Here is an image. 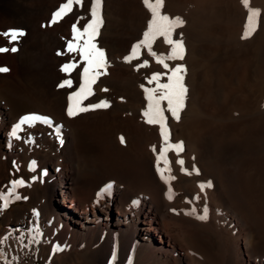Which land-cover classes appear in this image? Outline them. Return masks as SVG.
Listing matches in <instances>:
<instances>
[{
    "label": "bare ground",
    "instance_id": "obj_1",
    "mask_svg": "<svg viewBox=\"0 0 264 264\" xmlns=\"http://www.w3.org/2000/svg\"><path fill=\"white\" fill-rule=\"evenodd\" d=\"M64 2L31 0L26 11L40 23L0 25V47L18 48L0 53V67L10 69L0 73V90L27 97L25 79L35 78L51 106L48 112L19 114L0 94V193L23 179L24 186L15 191L31 205L11 209L16 200L10 198L0 211V264H19L46 248L50 264H76L80 252L97 264H264V0H250L249 7L261 16L248 39H242L249 14L242 0H164L162 14L185 22L173 34L174 39L182 35L184 59L168 63L186 67L188 89L179 120L165 112L171 142L184 145L179 157L167 153L175 177L170 183L157 172L159 126L146 123L142 114L147 100L141 85L155 87L148 79L165 70L146 48L139 59H124L143 39L151 13L143 0H103V25L95 43L105 51L109 67L83 106L102 100L110 106L70 117L68 97L79 88L84 64L67 52V43L77 19L84 17L81 28L90 19V0L47 26ZM61 28L43 62L31 66L20 61L38 33ZM11 29L25 35L9 43L2 34ZM169 50L162 37L153 44L157 55ZM144 60L148 66L137 70ZM67 63L79 66L65 73L61 68ZM69 79L71 87L59 86ZM29 114L46 116L53 124L24 125L20 139L13 138V127ZM92 148L98 150L93 158ZM111 148L123 165H108ZM235 151L239 157L231 158ZM177 159L184 160L187 172ZM32 161L35 170H30ZM193 165L199 175L192 172ZM208 182L212 186L201 191L199 185ZM109 184L111 189L104 191ZM57 246L62 250L53 252Z\"/></svg>",
    "mask_w": 264,
    "mask_h": 264
},
{
    "label": "snow or ice",
    "instance_id": "obj_2",
    "mask_svg": "<svg viewBox=\"0 0 264 264\" xmlns=\"http://www.w3.org/2000/svg\"><path fill=\"white\" fill-rule=\"evenodd\" d=\"M145 7L151 13V19L147 24V30L143 33V39L137 44L133 45L131 52L126 56L125 62H132L134 59L140 58L141 48H146L148 54L152 56L158 64H160L165 70L163 73L155 72L148 79L149 84H155L153 88H147L141 85L145 92V99L147 100V106L142 113L145 117V122L150 125H158L160 129V135L162 138V144L160 151L157 154V172L160 178L164 180L165 183H170L171 180L175 179L171 176L170 162L167 158V153L169 151H174L179 157L180 153L184 151L183 142L172 143L170 138V130L167 127V119L165 112L171 113V116L176 120L180 118V112L185 107V101L187 97V87L184 83V77L186 75L187 69L182 64H177L175 66H170L168 61L183 60L185 56V47L182 39V35L178 39L173 38V34L176 29L184 25V20L177 16L175 18H170L166 14H162V9L164 6V0H143ZM242 3L246 9H248L247 23L245 25V31L242 39H248L255 33L259 25V18L261 16V11L259 9H252L249 7L250 0H242ZM79 6L84 7V0H66L62 3L60 7L52 14V17L47 26L55 25L59 23L65 16L73 11V7ZM102 5L103 0H90L89 16L90 19L83 25V27H78L79 20L84 19V17H79L77 22L72 25V39L67 43V52L76 53L80 57V61L83 62L84 67L80 74L81 82L77 91L69 95V105L67 108V114L72 117L81 112H87L89 110H95L99 108H107L110 105L107 101H101L98 104H91L88 106H83L84 100L88 99L93 92V85L96 84L99 77L107 74V69L109 67L107 56L105 51L98 47L95 43L96 37L99 35V30L103 25L102 16ZM6 38H9V43L18 42L20 37H23L25 33L20 30L11 29L3 33ZM162 37L165 44L170 46V50L167 55L161 56L157 55L153 51V44L158 38ZM17 52L18 48L13 46L11 49L7 47H0V53L6 52ZM61 55L62 53H57ZM79 65L77 63H67L61 68V71L65 73H71ZM148 66V61L144 60L143 63L137 65V70ZM10 69L7 67H0V73H7ZM166 79V82L162 83L161 80ZM60 87H71L72 81L65 80L60 85ZM107 91V89H104ZM166 105V106H165ZM36 123L47 124L49 127L52 126L53 122L50 118L46 116H41L38 114H29L23 116L19 122L13 127L10 135L15 139H20L18 132L23 131V126L27 125L29 127L35 126ZM55 131L59 135V128ZM121 143L123 144L124 137H120ZM28 143H32L33 140L29 137ZM153 152H156L155 146L153 147ZM161 160L164 162L165 167L160 168ZM177 164L181 166V171L187 172L184 169V160L177 159ZM36 162L32 161L30 165V170H35ZM165 172L169 173L166 177ZM192 172L199 175V169L193 165ZM191 175L192 173H187ZM25 181L23 179H17L11 182L10 189L7 193H0V211L6 209L10 203V198L15 200L22 199L21 196L16 194V188L18 186H24ZM211 182L207 185H199L201 191H204L205 187H211ZM111 184L107 185L104 191L110 190ZM171 192V189H169ZM98 195H102L98 194ZM26 199V197H23ZM169 199L172 196L169 195ZM198 199V197H197ZM134 204L137 202H133ZM38 215V213H36ZM201 220L206 219V216L198 217ZM36 241V237H32V242ZM62 250L59 247H55L53 252ZM115 258V257H114ZM113 258V259H114Z\"/></svg>",
    "mask_w": 264,
    "mask_h": 264
},
{
    "label": "rangeland",
    "instance_id": "obj_3",
    "mask_svg": "<svg viewBox=\"0 0 264 264\" xmlns=\"http://www.w3.org/2000/svg\"><path fill=\"white\" fill-rule=\"evenodd\" d=\"M28 2L30 3L31 0H19L17 3L13 2L12 0H4V1L0 0V21H1L0 25L1 24H6V25L9 24V25H13V27H15V26H22L23 23L24 24L28 23L31 25L38 24V21L40 23L41 22L40 19H38L37 17L31 18L30 14L27 13L26 9L28 8L27 7V5L29 4ZM61 32H62V28H61V30L59 29V31L53 30L51 32V34H47V35L38 33L36 35V37L34 38V40L32 42H30L26 47H24V49L22 51L23 53H21V55H20V61L26 65H31V66H37L38 65L37 61H39L40 59H41L40 61L43 62L44 61L43 58L46 56V54L50 50V48L56 44L55 39L56 38L58 39V35ZM25 80H27L26 85L28 87H30V88H28L30 90L29 96L26 95L27 97H23V95H21V94L16 95V94L11 93L10 91H8L4 88H1V90H0V94H2L1 96L2 97L4 96L3 98L5 100L7 99L6 101H8L13 106L15 111L19 112V114H21L23 112H29V111L34 112V113H38V112L41 113L44 111L48 112L46 109H50L51 106L46 101H44L42 99V97L46 93L48 94V92L43 93L42 87L39 85V83L37 82V80L35 78L33 79L30 77V79L27 78ZM43 87H44V85H43ZM21 97H23V98H21ZM110 150H112L111 151L112 161L110 160L108 162V165H110L112 167L118 166L119 164L123 165V163H122L123 160H122V157L119 155V153H117L113 148H111ZM97 152H98V150L92 148L89 156L93 158L94 154H97ZM232 156L234 158H238L239 153L237 151H235L234 154H232V153L230 154L231 158H232ZM117 157H119L120 159ZM234 158H233V160H234ZM119 160H120V162H119ZM113 163H115V164H113ZM230 168H232L234 170L235 167L231 166ZM17 206L27 207V208L31 207V205L23 203L21 200L14 201L10 207L12 209V208H15ZM260 225H261L260 231L264 237V221L262 219L260 220ZM2 228H3V222L1 221L0 222V231L2 230ZM261 248L264 249L263 247H261ZM49 251H50V249L46 248L45 250L42 251V253H41L42 255H38L35 257L25 256L22 259V261H20L19 264H50L48 262V260L50 259V252ZM77 258L78 259H77L76 264H97L95 260H93L89 257L87 252L78 253ZM63 263H65V260L62 262V264Z\"/></svg>",
    "mask_w": 264,
    "mask_h": 264
}]
</instances>
